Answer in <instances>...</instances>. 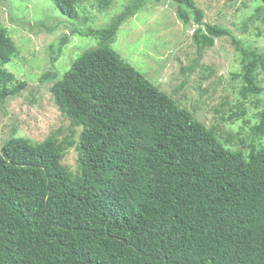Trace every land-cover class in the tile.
<instances>
[{"label":"trees","instance_id":"trees-1","mask_svg":"<svg viewBox=\"0 0 264 264\" xmlns=\"http://www.w3.org/2000/svg\"><path fill=\"white\" fill-rule=\"evenodd\" d=\"M51 1L79 19L80 0ZM148 1L161 0H130L102 29L72 27V35L97 37L98 47L62 75L43 76L69 134L0 141V264H264V104L248 136L222 140L219 127L127 62L112 44ZM172 1L185 26L197 24L198 56L231 36L241 95L264 96V52L204 21L196 0ZM256 1V13L264 12V0ZM112 3L99 0L101 9ZM9 33L0 22V106L25 86L6 67L18 53ZM68 41L66 34L58 50ZM238 106L229 120L246 118L244 101ZM72 147L75 170L62 163Z\"/></svg>","mask_w":264,"mask_h":264},{"label":"rangeland","instance_id":"rangeland-1","mask_svg":"<svg viewBox=\"0 0 264 264\" xmlns=\"http://www.w3.org/2000/svg\"><path fill=\"white\" fill-rule=\"evenodd\" d=\"M129 2L113 0L108 9H101L99 0H80L79 19H71L51 0H0V22L18 47L17 55L6 67L19 81H25L24 88L0 106L1 142L13 135L40 142L56 129L69 134V120L51 97L52 82L43 76L49 71L62 75L85 50L98 47L97 37L72 35V27L102 29ZM196 4L204 12V21L230 29L243 45L264 52V12L256 13V0H196ZM176 10L172 0L148 1L121 25L112 47L157 88L192 111L199 121L208 127H219L222 140L228 132L236 135V140L239 133L248 136L264 96L244 100L241 95V78L234 75L241 70V64L232 37L217 38L213 47L198 56L193 40L197 24L191 20L185 26ZM42 21H47L46 27L39 24ZM66 34L69 41L59 51ZM258 80L264 87V72L260 71ZM242 101L247 108L246 118L229 120ZM216 108H220L219 112ZM62 163L76 169L75 147L67 151Z\"/></svg>","mask_w":264,"mask_h":264}]
</instances>
